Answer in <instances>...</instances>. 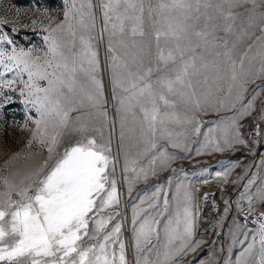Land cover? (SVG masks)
I'll return each mask as SVG.
<instances>
[{"label": "snow or ice", "instance_id": "6c2138e0", "mask_svg": "<svg viewBox=\"0 0 264 264\" xmlns=\"http://www.w3.org/2000/svg\"><path fill=\"white\" fill-rule=\"evenodd\" d=\"M65 2L68 6L63 21L54 27L50 22L44 29L48 34L44 36L47 50L43 55L31 48H17L6 34L0 36V41L6 39L13 45L11 51L0 50V95L3 89L15 91L13 85H23L20 96L39 114V119L33 121L35 129L26 147L37 144L48 154L39 168L19 180L15 179L19 173L12 174L13 178L0 176L3 186L0 264H176L177 257L195 251L200 243L193 242L194 189L184 181L177 182L173 188L171 177L165 184L157 185L145 198L152 201L147 207L140 206L145 204V199L133 207L130 239L126 240L124 217L118 210L121 205L116 171L119 157L113 154L110 139L104 140L100 129L91 128L93 118L107 116L102 110L103 83L98 78L99 62L91 36L95 27L92 4ZM245 2L257 6V0ZM235 6L238 5L228 4L225 8L224 4H216V19L222 23L212 24L214 18L201 9L213 5L201 0H158L155 6L150 0L103 3L104 25L109 32L112 91L117 94L121 113L122 147L130 116L134 125L128 131L136 140L131 145L135 151L125 152L121 169L123 173H131L130 177H124L129 194L136 182L147 181L159 172L177 171L171 165L180 157L160 142L187 150L180 141L184 133H176L170 126L195 119L181 116L180 106L188 105L195 96L194 78L209 67L204 52L209 47L227 48V41L213 33L217 29L232 33L237 14L231 9ZM146 13L151 21L147 33ZM201 16L205 17L203 25ZM4 23L7 21L0 19V24ZM78 31L82 33L78 37L79 47ZM261 31L264 32V27ZM257 39L264 49V38ZM213 40H221L222 45H213ZM223 56L227 57L224 69L212 61L216 71L230 73L227 91L217 103L235 114L220 121L217 137L205 136L197 155L204 151L224 152L244 144L240 120L255 110L257 89L264 91V84H260L246 97V85L255 80L245 79L244 59H233L229 51ZM244 57H248L247 52ZM261 62L258 78L264 79V54ZM7 73H13L12 78H5ZM40 81H47V87H41ZM261 103L264 104V98ZM24 127L27 128V121ZM191 131L199 133L200 126L195 124ZM93 132L99 135V142ZM256 134H260L259 126ZM18 156L19 153L14 154L13 159ZM230 171L217 172L216 176L228 183ZM242 179L239 177L231 183L239 184ZM253 182V179L247 181L237 201L240 208V201L247 199L245 223H234L230 230L234 234L243 232L246 240L249 238L247 217L254 210L249 191ZM202 199L207 201L209 195L205 193ZM260 199L264 202V191ZM224 203L227 216L231 201ZM254 222L258 227L251 235V242L241 251L237 264H264V211Z\"/></svg>", "mask_w": 264, "mask_h": 264}, {"label": "rangeland", "instance_id": "374dc122", "mask_svg": "<svg viewBox=\"0 0 264 264\" xmlns=\"http://www.w3.org/2000/svg\"><path fill=\"white\" fill-rule=\"evenodd\" d=\"M81 2L92 4L95 27L91 31V36L99 62L98 78L103 83L105 103L102 105V110L107 113L106 117L97 116L93 118L91 128L100 129L103 132L104 140L110 139L112 152L119 157L116 171L121 205L118 210L124 217L126 240L130 239V221L133 207L139 205L141 199L150 196L157 185L165 184L166 180L171 177L173 188L177 182L184 181L194 189L196 220L193 242H200L195 251L189 250L177 257L176 264H237V261L241 259V251L251 242V235L258 227L250 218L247 219V229L249 230L247 240L244 239L243 232L234 234L233 231H230L233 229L234 223H245L243 212L246 213L248 210L247 199L240 201V208H237V201L239 200V193L243 191L244 185L249 179L254 181L249 190L253 197L254 208L251 213L264 206V202L260 199V194L264 191V104L261 103V98H264V91L257 89V85L264 84V79L258 78L261 76V55L264 54V49L261 47V40L257 39V37L264 38V32L261 31V28L264 27V3L257 0V6H254L245 0H201V3L207 2L213 5L212 8L201 9L202 13L214 18L210 21L212 24L222 23L216 19L218 16L215 9L216 4H224L225 8L228 7V4L238 5L231 9L233 13L237 14L232 33H225L220 29L213 33L215 37L224 38L227 41V48L223 46L209 47L204 52L209 67L207 71L194 78L196 94L188 105H181L179 109L181 116L186 115L195 119L191 123L170 126L174 132L184 133L180 136V141L187 150L173 148L164 141L160 142L167 147L170 153L180 157L171 165L177 171L175 173L171 170L159 172L156 177H150L147 181L136 182L132 187L131 194H129L128 183L124 177H130L131 173H123L121 169L125 152L135 151L131 145L135 144L136 140L128 131L129 128L134 127L130 116L128 127L125 128L123 147L121 146V113L118 111L117 94L112 91L111 53L108 51L109 32L105 29L103 19L102 5L105 0H76L77 5ZM147 2L149 0H146ZM70 3L71 0H68V4ZM150 3L155 6L158 0H150ZM67 6L65 0H0V19L7 21V23L0 24V36L6 34L7 39H11L17 48H24L25 50L31 48L36 54L43 55L47 50L44 36L48 34L44 29L48 27L50 22L54 27L56 23L63 21ZM200 22L203 25L204 16H201ZM150 23L146 13L144 25L146 33L150 31ZM13 28L16 30L13 31ZM81 34L80 31L77 32V47H79L78 37ZM212 43L213 45H222L221 40H213ZM13 45H9L5 39L0 41V50L11 51ZM250 46L251 50H249ZM225 51H229L233 59L243 58L245 79L255 80V83L250 82L246 85L247 93L245 94L247 97L254 89L259 92L254 101L255 110L252 111L251 115H246L240 120L243 125L240 131L245 140L244 144L236 145L233 149L224 152L204 151L197 155V149L202 148L205 143V136L217 137L220 121L235 114L233 110L221 108L217 103V99L223 98L227 91L230 73L222 70L216 71L212 61H216L221 69L226 68L227 57L223 56ZM245 52L248 53L247 58L244 57ZM217 53L221 55H216ZM12 76L13 73H7L5 78H12ZM24 79H27L26 75ZM39 83L41 87H47V81H40ZM13 87L16 89L15 91L3 89V94L0 95V176L13 178L12 174L19 173L15 176V179L19 180L23 175L39 168L47 160L48 154L37 144H33L31 148L26 147L32 131L35 129L33 121L39 119V114L31 104L26 105L24 97L20 96L19 90L23 85L18 83ZM118 92L119 90H117ZM9 97L10 99H8ZM197 100L199 104L196 103ZM236 107L239 108L240 105L237 104ZM26 121L27 128L24 127ZM195 124L200 126L199 133L191 131ZM257 126L260 129L259 135L256 134ZM209 129L212 131L209 132ZM93 134L97 135L99 142V135L95 132ZM17 153L19 156L13 159L14 154ZM228 170H231L229 182L224 183L222 181V184L219 185L221 189L223 187L226 191L222 198L218 196L222 199V211L217 215L210 231L200 234L201 224L198 218L200 183L207 181L209 185H213L218 179L222 180L216 176V173H223ZM239 177H243L239 184L231 183ZM0 191H3L2 185H0ZM169 200L170 204L173 203L171 195ZM225 200L231 201L227 216L224 212ZM151 202L145 199V204L140 206L147 207L148 203ZM254 258L259 259L258 255H254ZM128 259L130 261L133 259L131 250H129Z\"/></svg>", "mask_w": 264, "mask_h": 264}, {"label": "bare ground", "instance_id": "6f19581e", "mask_svg": "<svg viewBox=\"0 0 264 264\" xmlns=\"http://www.w3.org/2000/svg\"><path fill=\"white\" fill-rule=\"evenodd\" d=\"M221 184H222V180L220 179H218L217 182L213 185H209V182L200 183V193L198 198V203H199L198 218L201 224L200 234H202V232L207 233L210 231V228L213 227L214 225L217 215L222 211L223 204L221 198L226 193V191L224 190L223 187L222 189L220 188L219 185ZM205 193L209 195V199L207 201H204L202 199ZM218 196H220L221 198H218ZM262 211H264V206H261L255 212L248 214L247 219L250 218L254 222L257 215ZM246 213L243 212V220H244V215ZM255 224L258 225L257 223Z\"/></svg>", "mask_w": 264, "mask_h": 264}]
</instances>
